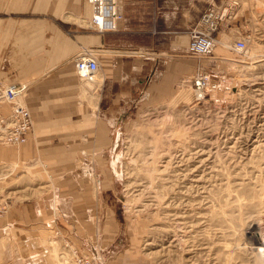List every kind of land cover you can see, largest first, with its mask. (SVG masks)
Masks as SVG:
<instances>
[{
  "label": "rangeland",
  "instance_id": "rangeland-1",
  "mask_svg": "<svg viewBox=\"0 0 264 264\" xmlns=\"http://www.w3.org/2000/svg\"><path fill=\"white\" fill-rule=\"evenodd\" d=\"M215 36L194 69L212 71L220 91L194 100V72L184 74L174 83L180 98L158 99L108 129L109 143L95 161L106 170L105 189L97 193L91 184L99 205L90 223L30 233L52 264H71L75 244L99 234L115 239L122 264H264V0H241ZM240 38L243 52L232 48ZM83 131L65 148L81 145L89 132L94 143L96 127ZM13 146L0 143V218L19 207L27 217L32 206H51L58 197L53 167L39 158H3L2 149ZM0 249L8 251L6 242Z\"/></svg>",
  "mask_w": 264,
  "mask_h": 264
},
{
  "label": "crops",
  "instance_id": "crops-1",
  "mask_svg": "<svg viewBox=\"0 0 264 264\" xmlns=\"http://www.w3.org/2000/svg\"><path fill=\"white\" fill-rule=\"evenodd\" d=\"M205 4L206 0H118L122 19L114 30L98 33L86 26L91 15L86 0H0V81L27 85L25 104L33 118L26 140L8 153L2 149L1 155L47 163L53 167L58 192L51 206H32L33 215L27 212L25 217L19 207L0 218V243L8 245V251L0 249V264H52L30 233L90 221L99 205L90 195L91 184L97 193L105 189L106 170L95 161L102 157L101 145L109 143L108 129H118L124 116L158 99L180 98L174 83L195 71L196 58L186 46L189 29ZM84 47L101 52L96 57L98 83L82 84L75 74L72 56ZM208 73L218 83L212 71ZM7 110L3 105L0 113ZM91 125L98 130L94 143L91 132L85 134ZM81 130L86 141L65 148ZM95 236L75 244L77 251L97 264H122L114 238ZM118 240L116 236L117 244Z\"/></svg>",
  "mask_w": 264,
  "mask_h": 264
},
{
  "label": "built area",
  "instance_id": "built-area-1",
  "mask_svg": "<svg viewBox=\"0 0 264 264\" xmlns=\"http://www.w3.org/2000/svg\"><path fill=\"white\" fill-rule=\"evenodd\" d=\"M91 6V15L85 20L87 28L95 32L111 31L122 19L118 0H86ZM241 7V0H206L204 8L189 32L186 52L193 56L209 54L216 43V32L227 20H232ZM233 50L243 52L246 43L243 38L232 43ZM89 48H80L74 55L72 64L76 75L81 78L93 76L98 71L96 54ZM190 84L194 100H202L205 95L218 89V83L209 78V73L197 67L191 75ZM24 83L0 82V106L6 104L8 110L0 113V143L17 145L26 140L32 129V120L27 107L21 102L26 93ZM57 234V233H56ZM65 243L70 246L67 241ZM66 245V246H67ZM71 264H97L93 257L72 249Z\"/></svg>",
  "mask_w": 264,
  "mask_h": 264
},
{
  "label": "bare ground",
  "instance_id": "bare-ground-1",
  "mask_svg": "<svg viewBox=\"0 0 264 264\" xmlns=\"http://www.w3.org/2000/svg\"><path fill=\"white\" fill-rule=\"evenodd\" d=\"M88 52H93V51H88ZM81 81L84 82V83H95L97 82V79H96V74L93 75V76H88V78H81ZM74 254V252H73Z\"/></svg>",
  "mask_w": 264,
  "mask_h": 264
}]
</instances>
